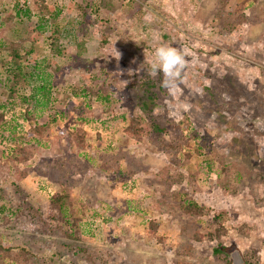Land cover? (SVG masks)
Listing matches in <instances>:
<instances>
[{
	"label": "rangeland",
	"instance_id": "374dc122",
	"mask_svg": "<svg viewBox=\"0 0 264 264\" xmlns=\"http://www.w3.org/2000/svg\"><path fill=\"white\" fill-rule=\"evenodd\" d=\"M50 1L67 8L66 0ZM132 1L111 0L110 11L100 9L101 33L87 44L83 58L76 57L72 27L64 25L66 17L62 19V42L68 49L56 59L63 79L60 88L78 90L95 77L98 86L117 100L107 113L92 103L87 115L95 122L81 125L91 146L80 152L85 154L84 164L77 153L64 154L69 146L61 131L68 116H57L66 112L63 99L37 118L46 123L56 114L57 121L42 138H34L40 139L39 146L27 145L33 156L22 182L26 199L33 207L43 205L59 189L51 162L59 167L70 160L75 166L72 196L90 202L81 240L75 244L95 264H234V252L236 264H264V0L247 2L248 23L230 34L216 25L219 0ZM30 22L22 34L33 25ZM100 35L106 38L102 47ZM161 45L181 52L185 60L181 78L169 87L164 86L162 73L151 71L154 50ZM144 104L148 109L142 111ZM22 112L20 105L6 112L0 151L9 148L8 140L22 142L28 128ZM131 114L167 128L164 140L177 144L176 150L172 145L176 153L170 152L176 163L170 164L169 153L147 139L134 141L123 134ZM23 141L27 143L25 137ZM40 164L49 168L42 171ZM117 167L130 174L124 183L113 174ZM18 168L22 170L21 165ZM174 173L184 174L183 183L169 184L161 178ZM191 175L194 179L187 177ZM16 177L14 171L0 173V184L16 182ZM171 192L205 207L207 215L191 217L167 208ZM213 215H219L225 236L197 242L194 235L203 236L212 228ZM152 219L159 222L155 236L147 232ZM10 235L47 264H89L75 249L59 246L60 239L49 240L19 227ZM60 251L61 257L56 255Z\"/></svg>",
	"mask_w": 264,
	"mask_h": 264
},
{
	"label": "trees",
	"instance_id": "16d2710c",
	"mask_svg": "<svg viewBox=\"0 0 264 264\" xmlns=\"http://www.w3.org/2000/svg\"><path fill=\"white\" fill-rule=\"evenodd\" d=\"M2 1L4 0H0V128L6 121V112L20 105L23 108L22 117L28 125L22 135L28 144L23 141L24 137L21 138L22 142L8 140L9 148L0 151V173L7 174L14 171L17 176L16 182L0 184V264H47L38 253L30 247L19 244L20 242L10 235V231L16 227L49 240L60 239L62 242L59 246L68 251L75 249L77 253L87 258L89 264H95L93 258L86 255L85 249L75 244L81 240L80 227L86 221L90 202L81 198L76 200L72 196L70 183L72 168L75 167L74 162L71 164L69 160L59 167L56 161L51 162L52 169L58 172L55 181L59 189L53 192L41 206L33 207L26 199L27 194L22 182L28 173L25 168L33 156V150L27 145L37 146L40 139L34 138H42L49 131L51 123L54 124L57 121L54 114L50 122L39 123L37 118L41 117L42 113L54 110L63 99L66 112H58L57 116L66 114L68 116L64 125L65 130L61 131V134L67 135L65 139L69 146L64 154L71 156L77 153L80 164H84L82 159H85V154L80 152L91 146L87 144L86 132L81 125L95 122L93 117L89 118L87 115L88 111L92 110V103L102 105L103 113H107L116 103L115 94L105 90L101 85L98 86L99 79L95 77L94 80L91 79L90 85L82 84L78 90H75L77 87L71 86L61 89L60 86H63L61 68L56 62L57 58L67 54L68 49L62 42L63 26L72 27L76 39V57L83 58V55L87 53V44L93 36L101 33L97 15L102 8L108 11L112 9L111 0L105 2L104 0H66L65 10L58 8L50 0H9L6 4H1ZM256 1L219 0V8L215 14L216 25L227 34L243 27L248 23L244 13L246 3ZM64 17L66 18L63 25ZM30 21L33 25L27 26L25 34H22L20 31L23 26ZM103 23L108 22L105 20ZM105 41L106 38L103 35L98 37L100 47L104 46ZM83 61L86 65L94 64L92 60ZM45 69L53 73V76H49ZM146 109L148 107L144 104L141 110ZM126 121L127 124L122 132L127 138L134 141L145 138L164 153H169L170 164L178 161L170 154L172 151L176 153L177 144L172 143L175 149L173 150L172 145L164 140L168 132L167 128L148 123V120L140 114H131ZM96 136L99 138L98 134ZM4 139L8 137L4 136ZM189 155L190 153L187 157ZM20 165L22 170L18 168ZM48 168L46 164H40L42 171ZM221 170L223 171V168ZM45 173L46 176L52 177L51 174ZM113 174H116V178L123 183L130 176L119 167L115 168ZM187 177L194 179L193 175ZM233 177L237 180L236 175ZM161 178L169 184H181L185 180L182 173H174L173 176L165 175ZM11 194H14V199ZM166 204L167 208H176L180 214L191 217L205 216L208 212L205 207L194 201H184L178 192H171L169 202ZM92 215L96 216L97 212L93 211ZM210 222L212 228L210 227L206 234L194 235L197 242L218 241L225 236L226 229L221 225L219 215H213ZM158 227L159 222L152 219L147 224V232L155 236ZM56 255L61 257L62 251L57 252Z\"/></svg>",
	"mask_w": 264,
	"mask_h": 264
},
{
	"label": "clouds",
	"instance_id": "9594fccd",
	"mask_svg": "<svg viewBox=\"0 0 264 264\" xmlns=\"http://www.w3.org/2000/svg\"><path fill=\"white\" fill-rule=\"evenodd\" d=\"M154 60L151 65L153 74L160 72L164 76V86L175 83L181 78L185 66L184 56L174 48L161 45L154 50Z\"/></svg>",
	"mask_w": 264,
	"mask_h": 264
},
{
	"label": "water",
	"instance_id": "95a60500",
	"mask_svg": "<svg viewBox=\"0 0 264 264\" xmlns=\"http://www.w3.org/2000/svg\"><path fill=\"white\" fill-rule=\"evenodd\" d=\"M237 255H238L237 252H234V254H232V259L234 264L237 263V259H236Z\"/></svg>",
	"mask_w": 264,
	"mask_h": 264
}]
</instances>
